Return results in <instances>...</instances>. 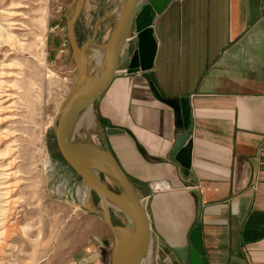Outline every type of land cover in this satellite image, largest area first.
Returning <instances> with one entry per match:
<instances>
[{"label":"crops","instance_id":"obj_1","mask_svg":"<svg viewBox=\"0 0 264 264\" xmlns=\"http://www.w3.org/2000/svg\"><path fill=\"white\" fill-rule=\"evenodd\" d=\"M153 29L155 79L166 97L190 98V176L169 158L178 114L126 65L94 104L98 138L135 183L161 264H190L198 223L209 264H264V0H172ZM103 121L123 132L107 135ZM153 182L168 188L153 193ZM77 211L85 234L73 264H110L111 231L101 215Z\"/></svg>","mask_w":264,"mask_h":264},{"label":"rangeland","instance_id":"obj_2","mask_svg":"<svg viewBox=\"0 0 264 264\" xmlns=\"http://www.w3.org/2000/svg\"><path fill=\"white\" fill-rule=\"evenodd\" d=\"M76 1L0 0V264H73L83 242L77 209L83 210L86 188L63 161L54 136L76 78L66 34ZM124 2L84 3L75 31L90 75L100 70L90 50L105 46ZM101 131L93 107L92 115L78 118L75 138L103 148ZM92 204H99L95 194ZM152 250L154 264H161L164 253Z\"/></svg>","mask_w":264,"mask_h":264},{"label":"water","instance_id":"obj_3","mask_svg":"<svg viewBox=\"0 0 264 264\" xmlns=\"http://www.w3.org/2000/svg\"><path fill=\"white\" fill-rule=\"evenodd\" d=\"M85 1H76L73 13L66 23L67 41L76 78L54 123L55 143L64 162L85 185L84 209L101 215L114 237L110 264H140L152 248L153 238L146 209L136 193L135 183L129 179L107 146L102 148L94 142L78 141L75 131L80 114L86 108L94 107L120 67L126 65L129 74L145 73L154 98L178 114L177 123L183 131L177 135L169 158L180 165L185 178L190 176L193 150L191 136L194 130L190 98L181 97L176 101L166 97L152 73L157 53L154 20L172 0H125L104 46L106 54L98 75L88 73L85 47H80L76 38L75 27ZM103 125L107 135L123 132L112 128L106 121H103ZM102 175L113 177L121 191L118 193L112 190L102 179ZM93 194L99 198L96 206L92 204ZM110 210L124 217L127 223L115 225ZM189 240L190 264H209L203 245L201 223L191 231Z\"/></svg>","mask_w":264,"mask_h":264},{"label":"bare ground","instance_id":"obj_4","mask_svg":"<svg viewBox=\"0 0 264 264\" xmlns=\"http://www.w3.org/2000/svg\"><path fill=\"white\" fill-rule=\"evenodd\" d=\"M95 45V44H94ZM93 46V45H91ZM102 47V46H101ZM99 48L96 46V48H91L90 50V56H91V61L92 62V65L93 66H96L100 69V66L102 64V61H103V58L106 54V50H105V47H102V48ZM99 72L93 74V75H98ZM81 115H84V116H89V115H92V108L91 107H88L86 108L81 114ZM79 116V117H80ZM83 117V116H82ZM87 118V117H86ZM85 118V119H86ZM90 119V117H88ZM87 118V119H88ZM92 118V117H91ZM108 178L110 179H113L115 182L116 180L113 178V177H110V176H107ZM160 191L164 190V189H167L168 186L167 184L163 185V186H159L158 187ZM153 250L152 248L149 249L148 253L146 254V256L142 259L141 263L140 264H154V261H153Z\"/></svg>","mask_w":264,"mask_h":264},{"label":"built area","instance_id":"obj_5","mask_svg":"<svg viewBox=\"0 0 264 264\" xmlns=\"http://www.w3.org/2000/svg\"><path fill=\"white\" fill-rule=\"evenodd\" d=\"M166 183H164V182H153V183H150L149 185H148V188H149V190L151 191V192H153V193H156V192H160V190H159V186H163V185H165ZM164 190H166V189H164ZM100 264H109L108 262H105V261H103V262H101Z\"/></svg>","mask_w":264,"mask_h":264},{"label":"trees","instance_id":"obj_6","mask_svg":"<svg viewBox=\"0 0 264 264\" xmlns=\"http://www.w3.org/2000/svg\"><path fill=\"white\" fill-rule=\"evenodd\" d=\"M64 161V160H63Z\"/></svg>","mask_w":264,"mask_h":264}]
</instances>
